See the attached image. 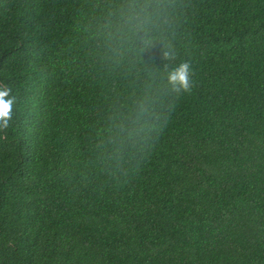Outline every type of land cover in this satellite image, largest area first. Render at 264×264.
Segmentation results:
<instances>
[{"label": "trees", "instance_id": "trees-1", "mask_svg": "<svg viewBox=\"0 0 264 264\" xmlns=\"http://www.w3.org/2000/svg\"><path fill=\"white\" fill-rule=\"evenodd\" d=\"M0 85V264H264V0H0Z\"/></svg>", "mask_w": 264, "mask_h": 264}, {"label": "clouds", "instance_id": "clouds-1", "mask_svg": "<svg viewBox=\"0 0 264 264\" xmlns=\"http://www.w3.org/2000/svg\"><path fill=\"white\" fill-rule=\"evenodd\" d=\"M161 58L165 61H174L177 54L170 45L166 46L161 52ZM167 71V85L172 93L180 95L181 93H191L193 86V70L189 61H181L175 67L169 68L168 64L164 65ZM12 89L6 85H0V132H5L10 127V121L13 115V105L16 97L11 96ZM140 115H143L147 109L143 102L139 105ZM139 119V116H137Z\"/></svg>", "mask_w": 264, "mask_h": 264}]
</instances>
